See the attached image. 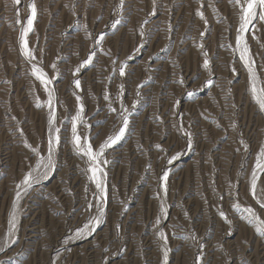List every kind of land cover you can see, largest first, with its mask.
<instances>
[{"label":"rangeland","instance_id":"rangeland-1","mask_svg":"<svg viewBox=\"0 0 264 264\" xmlns=\"http://www.w3.org/2000/svg\"><path fill=\"white\" fill-rule=\"evenodd\" d=\"M34 2V30L26 39L36 60L30 63L19 44L30 0L19 5L0 0V246L5 249L0 264H163L159 231L167 235L168 264H197L198 256L200 264H264V234L232 206H251L264 219V209L249 191L264 145V111L248 90V71L236 51L239 9L229 0H155V5L153 0H125L123 13L117 11L119 0ZM116 20L122 22L113 29ZM254 24L258 39L245 36L264 83V21ZM101 33L105 38L96 46ZM90 51L96 52L94 63L74 77ZM205 52L209 69L203 67ZM123 61L127 67L121 77ZM32 64L49 78L58 76L52 87L61 143L54 170L25 194L16 185L37 159L25 142L44 156L48 148V108L37 107V97L42 104L48 97L31 75ZM74 79L80 80V89ZM209 79L214 83L205 86ZM74 94L82 98L90 125L81 123L78 131L90 137L94 148L121 125V102L131 112L125 138L105 152L103 223L82 238L74 233L97 215L99 191L86 172L87 157L76 155L70 142ZM186 133H191L190 148ZM177 153L179 158L168 164ZM166 169L165 196L160 177ZM17 191L16 232L9 238ZM257 195H264V174ZM90 202L91 212L86 211ZM162 202L166 214L160 212Z\"/></svg>","mask_w":264,"mask_h":264},{"label":"snow or ice","instance_id":"snow-or-ice-1","mask_svg":"<svg viewBox=\"0 0 264 264\" xmlns=\"http://www.w3.org/2000/svg\"><path fill=\"white\" fill-rule=\"evenodd\" d=\"M21 0H13L14 5H19ZM229 3L232 4L234 7L239 9V27L237 29L236 35V51L239 52L240 59L243 61L244 67L248 71V84H249V91L251 92L252 98L257 102L259 105L260 111H264V83L261 82L259 75L255 70V60L253 59L249 46L246 40V33H251L253 39H258L255 34V21H264V0H229ZM153 4L155 5V0H153ZM125 6V0H119V4L117 6V11L123 13ZM203 7V4H201ZM28 8L30 10V15L27 17L26 26L22 27L20 30L19 35V44H20V53L26 58L27 61L30 63L36 60V56L34 54V50L29 47L28 41L26 37L30 32L34 30V20L37 16V7L34 0H30L28 4ZM156 10L155 7L151 15H155ZM201 20H204L205 24H207V20L204 16V12L200 9L197 10L196 13ZM121 20H116L112 27L113 29L116 28L118 24H120ZM17 24H20L21 21L19 20V11H17ZM147 23V21H145ZM251 26V27H250ZM169 30H171L169 26ZM90 35V34H89ZM105 33H101L95 40V45L100 46L102 41L105 38ZM140 35L143 37L144 32L143 28L141 27ZM205 35L204 32L200 33V36L203 37ZM144 44L141 43L136 51L143 48ZM199 47L203 49V44H200ZM231 47V45H229ZM96 56L95 51H90L88 57L81 62L79 66L75 68L73 71V76L75 77L82 68L86 66H90L94 63V57ZM205 59L203 62V67L205 69H209L210 61L207 58V53H204ZM129 57L128 59H131ZM116 61H113V74L117 71L115 68ZM126 67L127 62L123 61L120 62V66L118 69L119 75L123 77L126 75ZM51 68L54 72H58L56 64L53 63ZM235 72V69H233ZM31 75L40 82L44 91L47 93V101L42 104L39 101V97H37V107H47L48 108V148H47V155H41L39 149L32 148L31 145L25 142V146L31 148L32 152L36 155V164L35 167H30V170L24 175L23 179L20 181L19 184L16 185L17 189L22 190L25 194L30 190L35 184L40 183L41 179H45L48 177L49 173L54 170L55 161H54V154L57 147L61 143V128L56 126V95L55 89L52 87L53 80L58 78L53 77L49 78L48 74L44 71L42 67H39L37 64H32L31 68ZM75 88L80 89L81 82L79 79H74L73 81ZM178 83L183 84V79L181 78ZM214 82L209 79L206 81L205 86H211ZM121 87V96L123 95V85ZM138 89L143 87V85H138ZM75 99L77 101V110L74 116L71 117V144L75 151V154L80 156L81 158L87 157L86 163L88 164V168L86 169L87 173H90L89 179L95 183L97 190L99 191V196L96 197L97 200V215L90 216L87 223L84 224L82 228H78L74 236L76 238H82L86 234L90 235L92 232L96 230L97 227L101 223H103L104 217V209L100 205L103 203L105 199V177L107 173L104 170V166L109 163V161L105 158V152L113 148L115 145L120 143L126 136V133L129 128V117L131 112H129L128 108L123 105L121 102V112H120V119L121 125L117 130L113 133L107 135V137L99 144L98 147L94 148L93 143L90 142V137L88 135L82 136L78 131V125L83 123L85 127L90 128V125H87V122L84 120L83 113H84V105L81 102L82 98L78 94H74ZM139 95V91L137 92ZM189 96L194 95V93H188ZM105 100H109L110 97L107 92L104 95ZM179 102L177 101V104ZM135 109V104H133V110ZM110 111L115 112L117 111L115 108L110 107ZM15 119V117H13ZM188 136V145L189 148L191 147V133H186ZM243 144V141H241ZM160 146L157 145V148ZM247 150V146H245ZM179 153L175 156H172L168 159V164H172L173 161L179 158ZM170 169H166L163 171L162 176L160 177L161 181V188L163 189L164 195H167V181L169 178ZM261 174H264V145L260 147L259 152L256 155L255 164L251 173L250 181H249V191L256 200V203L259 205L261 209H264V195L258 196L257 195V187L258 181L260 180ZM231 187V185H230ZM231 195V193H230ZM159 196V194H158ZM21 198V191L16 192L15 199L12 205V211L9 215L8 219V231L7 235L9 238L15 236L16 232V225H17V210H18V202ZM223 199V197H221ZM233 208L242 213L248 220L249 224H253L256 226V230L260 234H264V219L260 217L257 213L256 209L251 206H242L239 202H235ZM93 204L90 202L87 206L86 211L91 212ZM161 214H166L167 208L166 205L162 202L160 207ZM219 215L222 219L225 220L226 223H231L228 219L226 213L224 211H220ZM161 216H157L156 218V225L160 224ZM159 238L163 241L162 252H163V264H168V252L169 249L167 247V235L163 231H159L158 233ZM184 239H195V236H184ZM16 239H11V244L16 243ZM64 243H67V239H65ZM11 244L7 246L10 247ZM4 247L0 246V251H4ZM70 251V249H68ZM59 256V251H57V257ZM201 257H197V264H200ZM55 264V262H53Z\"/></svg>","mask_w":264,"mask_h":264}]
</instances>
